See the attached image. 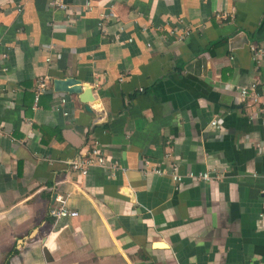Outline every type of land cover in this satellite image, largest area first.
<instances>
[{"label":"crops","instance_id":"crops-1","mask_svg":"<svg viewBox=\"0 0 264 264\" xmlns=\"http://www.w3.org/2000/svg\"><path fill=\"white\" fill-rule=\"evenodd\" d=\"M50 1L0 0V264H264V110L237 91L264 88V0ZM93 142L107 166L72 172Z\"/></svg>","mask_w":264,"mask_h":264},{"label":"built area","instance_id":"built-area-1","mask_svg":"<svg viewBox=\"0 0 264 264\" xmlns=\"http://www.w3.org/2000/svg\"><path fill=\"white\" fill-rule=\"evenodd\" d=\"M49 5L56 10H60L64 12L68 17L72 14L67 0H51ZM84 11H90L91 5L89 3H85L83 6ZM103 18V14L101 15ZM101 24H99L100 26ZM169 33L177 37V40L183 41L189 35L188 31H178L176 29L170 30ZM258 51L257 53H260ZM49 58L46 59V62H49ZM49 84V78L43 77L37 81L36 84V97L35 101H37L38 97L47 91ZM238 95L242 102L247 104H252L255 106H259L262 110H264V88H257V83H252L249 86H243L237 88ZM65 99L61 100V103H64ZM210 126L214 130H221L223 127V122L220 120L212 119L209 122ZM69 167L72 172L79 174L80 176H85L88 173V170L93 167H105L106 165V157L103 149L98 144V142H93L90 147L76 158L69 161ZM145 167L148 166L149 162L145 160ZM177 163L173 162L171 165L172 172L170 173V179L178 184L182 181L184 177L189 179L199 180L202 182H209L212 179H219L221 174H218L216 170L212 169L207 172L199 173V174H186L181 175L177 173ZM115 167V166H112ZM151 172L160 175L162 171L159 169L151 168ZM78 213L76 211L70 210L66 206V200L60 197H56L54 199L53 204L49 208V216L54 220L67 219L77 217Z\"/></svg>","mask_w":264,"mask_h":264},{"label":"water","instance_id":"water-1","mask_svg":"<svg viewBox=\"0 0 264 264\" xmlns=\"http://www.w3.org/2000/svg\"><path fill=\"white\" fill-rule=\"evenodd\" d=\"M53 87L56 92L77 95L78 100L86 105V110L91 112L99 108L100 104L93 96L92 89L85 84H81L79 80L66 78L62 80H54Z\"/></svg>","mask_w":264,"mask_h":264}]
</instances>
